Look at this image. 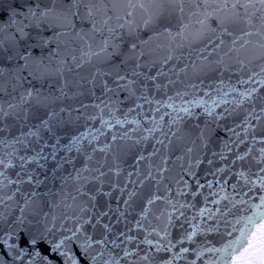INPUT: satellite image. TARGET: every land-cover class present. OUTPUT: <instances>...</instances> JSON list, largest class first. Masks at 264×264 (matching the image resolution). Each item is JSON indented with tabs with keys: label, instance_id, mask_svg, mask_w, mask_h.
Masks as SVG:
<instances>
[{
	"label": "snow or ice",
	"instance_id": "6c2138e0",
	"mask_svg": "<svg viewBox=\"0 0 264 264\" xmlns=\"http://www.w3.org/2000/svg\"><path fill=\"white\" fill-rule=\"evenodd\" d=\"M260 223L264 0H0V264H233Z\"/></svg>",
	"mask_w": 264,
	"mask_h": 264
},
{
	"label": "clouds",
	"instance_id": "9594fccd",
	"mask_svg": "<svg viewBox=\"0 0 264 264\" xmlns=\"http://www.w3.org/2000/svg\"><path fill=\"white\" fill-rule=\"evenodd\" d=\"M264 246V223L253 226L247 237V246L241 255L233 260V264H249V257H256L259 249Z\"/></svg>",
	"mask_w": 264,
	"mask_h": 264
}]
</instances>
